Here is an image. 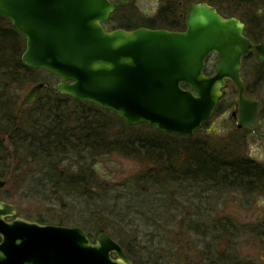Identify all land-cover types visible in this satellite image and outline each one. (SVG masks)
I'll return each mask as SVG.
<instances>
[{"label": "trees", "instance_id": "1", "mask_svg": "<svg viewBox=\"0 0 264 264\" xmlns=\"http://www.w3.org/2000/svg\"><path fill=\"white\" fill-rule=\"evenodd\" d=\"M175 1L182 2V6H175ZM191 1L167 0L150 26L180 30L183 20L178 16ZM203 1L215 6L221 15L235 16L239 12L240 20L247 26L245 35L251 40L256 42L263 36L256 32L258 8L256 14L255 8L264 6V0L200 2ZM113 3L114 12L104 24L105 29L143 24L129 6L114 0ZM224 5L226 13H222ZM25 48V38L0 16V178L5 175L10 177L8 182L25 183L30 198L44 199L50 195L63 210L76 208L77 203L83 209L94 210L96 213L89 215L93 219H82L79 213L66 220L80 224L91 240L95 237L92 231L98 233L102 228L111 232L133 264H254L241 258H225L206 247L200 251L197 247L206 236L200 229L208 228V223L206 217L202 218L204 214L192 210L193 203H201L202 199L218 202L233 194L264 196V162L250 158L245 151L247 140L254 139L250 131L232 125L229 137H218L214 130L202 132L205 123L193 136L184 137L165 134L147 124L127 125L95 104L59 94L56 87L59 78L23 65L21 55ZM243 67L244 81L248 80L247 75L254 77L252 86H245L246 94L263 103L261 118L264 64L249 53ZM49 79L57 83L52 86ZM40 82L44 87L35 101L21 106V92L28 84ZM228 92L236 93L232 85ZM229 104H234V100ZM219 108L220 104L216 113ZM112 154L138 161L141 168L113 184L101 178L96 169L100 158ZM165 196L173 202L163 201ZM170 207L180 208L179 212L170 211ZM136 213L151 215L148 223L155 224L153 250L145 252L143 263L124 242L131 229L126 219ZM165 214L168 217H163ZM212 223L213 232L218 231L216 238L236 239L237 227L231 219L222 223L212 219ZM247 227L264 247V220ZM141 248L145 251L147 247Z\"/></svg>", "mask_w": 264, "mask_h": 264}, {"label": "water", "instance_id": "2", "mask_svg": "<svg viewBox=\"0 0 264 264\" xmlns=\"http://www.w3.org/2000/svg\"><path fill=\"white\" fill-rule=\"evenodd\" d=\"M113 12L112 0H0V16L25 38L23 65L60 78L59 94L111 111L131 126L191 137L209 121L229 81L237 92L236 128L264 142L257 129L260 102L245 95L241 78L242 56L252 52L264 60V40L253 44L237 17L224 19L205 2L188 6L183 32L106 31ZM209 54L218 60L215 74L205 76ZM43 87H30L21 106L33 103ZM5 185L1 179L0 189ZM13 214L12 205L0 202V264H133L102 228L91 241L80 226L4 220Z\"/></svg>", "mask_w": 264, "mask_h": 264}, {"label": "rangeland", "instance_id": "3", "mask_svg": "<svg viewBox=\"0 0 264 264\" xmlns=\"http://www.w3.org/2000/svg\"><path fill=\"white\" fill-rule=\"evenodd\" d=\"M201 0H192L191 2H200ZM190 2V3H191ZM174 3V2H172ZM178 6V2L175 1V6ZM159 0H134L132 4L129 5L128 9L135 13V16L138 18H142V22L146 25H151L153 23V18L156 15L157 10L159 9ZM182 6V2H181ZM188 6V5H187ZM126 7V6H125ZM223 7V6H222ZM221 7V8H222ZM188 8V7H187ZM257 8L260 13H257ZM222 13H226L227 6L224 5L222 8ZM186 10V9H185ZM257 13V17L260 16L262 19V26L264 29V6H258L255 8V14ZM134 15V14H133ZM228 16V15H227ZM240 19L239 12L235 13ZM234 16V17H235ZM256 17V19H257ZM141 25V24H140ZM247 28V26H246ZM107 30V29H106ZM262 35L264 37V31H262ZM216 60H212L208 63L209 67L215 65ZM250 72H253V68L249 69ZM243 76V74H242ZM248 80L245 78V86H252L253 84V75L250 77L247 75ZM244 79V78H243ZM52 86H54L57 81L55 79H49ZM260 88L264 89V82L260 84ZM33 84H28L23 92L20 94V102H22V98L28 92L30 87ZM230 91H232L230 89ZM229 94L224 96L221 105H220V112L214 113L209 121H207L206 126L203 128L205 134L208 132L215 131L218 134V137L230 136L229 128L230 126H234L236 124V120H233L232 113L236 112V96L237 93L228 92ZM226 94V93H225ZM261 95V94H260ZM263 97L264 98V90H263ZM248 98V94H246ZM234 100V104H229L230 100ZM257 99V98H256ZM263 106L261 102L260 108ZM261 127H264V116H261ZM128 125V124H127ZM139 125V124H138ZM252 133V132H251ZM174 135V134H173ZM185 137V136H184ZM248 142L245 143V151L246 154L250 156V158L259 161L261 163L264 162V142L257 140L255 137L249 138ZM247 156V155H246ZM98 167L97 172L101 178L113 183L117 184L121 182L122 179L127 178L130 175L138 173L139 169L141 168L140 163L130 158H124L119 155H107L100 160L96 164ZM1 173V171H0ZM3 180L10 179L3 175L1 177ZM0 178V179H1ZM7 186L0 191V198H2L5 202L15 205L17 209V213L20 217L25 218L30 221H42L43 224H50L53 226L62 225V226H69V227H77L80 224H75L72 221L66 220L68 216L72 217L71 215L75 214L78 215L79 213L82 215V219H87V217L92 218L89 216L90 214H95L94 210L92 209H83L82 204L77 203L76 208L71 207L74 211H70L69 208L63 210L64 208L60 206V204L55 200H53L50 195L46 196L44 199L40 198H30L28 194H26L27 186L25 183L22 185L17 184L16 182H8ZM206 195V194H205ZM208 195H206V198ZM168 198V197H167ZM166 196L163 197V201H165ZM67 199V198H66ZM68 200V199H67ZM159 200V199H158ZM69 201V200H68ZM157 202L156 200H154ZM170 199H167L166 202H169ZM165 202V203H166ZM173 202V201H170ZM64 203V201H63ZM71 203V202H70ZM173 205V204H172ZM197 206V207H196ZM194 208L199 213H202V218L206 217L208 228H201L200 233L204 232L206 236L202 240V244L198 245L200 251H204L205 247L210 248L212 253L218 252L224 255L225 258H241L245 260H249L254 264H263L264 261V247L260 244V239L256 238L254 235L249 233L247 226L256 225L257 222L264 220V196H241L237 194L233 195H226L220 201H206V199H202L201 203L199 201L194 202L192 206V210ZM180 209V208H179ZM179 209L176 210L175 207H170V211L179 212ZM191 212V211H190ZM163 217H168L166 214ZM151 215H139V214H132L126 220L130 222L128 230L130 233L128 238L125 236V244L126 247L130 252L137 254L139 262L145 261V252L148 250L152 252L153 244L152 242V233L155 231L153 223H148L152 219ZM226 218L231 219L234 226L237 227L236 231V239L220 237L216 238L215 235L218 234V231L214 230L211 227L212 219L219 220L221 223L226 220ZM66 220V221H63ZM77 220H81L78 218ZM60 222V223H59ZM62 222V224H61ZM83 222V220H82ZM84 223V222H83ZM82 227V226H80ZM107 232V231H106ZM93 236H96L97 232H91ZM109 234L111 232H108ZM127 233V232H125ZM222 235V234H221ZM113 239V238H112ZM154 239V238H153ZM141 245H145L147 248L140 249ZM142 251V252H139ZM218 255V254H217ZM144 264V263H143Z\"/></svg>", "mask_w": 264, "mask_h": 264}, {"label": "flooded vegetation", "instance_id": "4", "mask_svg": "<svg viewBox=\"0 0 264 264\" xmlns=\"http://www.w3.org/2000/svg\"><path fill=\"white\" fill-rule=\"evenodd\" d=\"M134 1V0H133ZM166 1L167 0H159V9L157 10V12L158 11H160L161 10V7L163 8L164 7V5H166ZM112 2H113V0H112ZM203 2H205V3H207L206 1H203ZM203 2H192V3H203ZM133 3V2H132ZM131 3V4H132ZM192 3H190V4H192ZM189 4V5H190ZM208 4V3H207ZM178 5L180 6L181 5V3H178ZM188 5V6H189ZM209 5V4H208ZM187 6V7H188ZM209 6H211V5H209ZM126 7H128V6H126ZM212 7H214L215 9H216V11L218 12V14L220 15V16H222L224 19L225 18H230V17H234V16H226V15H221L220 14V12L217 10V8L215 7V6H212ZM187 10H188V8L185 10V12L184 13H182V14H180L179 16H178V18L180 19V20H183V26L181 27V29L180 30H178V31H176V32H183L186 28H185V15H186V12H187ZM156 12V13H157ZM258 13H260V11L258 10ZM110 17V16H109ZM235 17H237V16H235ZM257 17V16H256ZM238 18V17H237ZM239 19V18H238ZM239 21L244 25V30H243V32H242V34L243 35H245V32H246V25L239 19ZM261 22H262V19L260 18V16L259 17H257V19H256V26H255V28H256V32H260V33H262V31H264V29H263V26H262V24H261ZM141 27H144V28H147V29H149V30H151V29H155V30H162V29H166V28H152L150 25H146L145 23H143V24H141V25H137V26H131L130 28H128V27H120V28H122V29H124V30H126V31H130V30H133V29H137V28H141ZM151 27V28H150ZM120 28H115V29H120ZM109 30H113V29H109ZM166 30H168V31H171V30H169V29H166ZM106 31H108V30H106ZM174 31V30H173ZM173 31H171V32H173ZM245 37H248L247 35H245ZM249 38V37H248ZM250 40H251V38H249ZM264 40V37L263 36H261L260 38H259V40H257L256 42L255 41H253V40H251V42L253 43V44H255V45H257L258 43H260V42H262ZM249 53H251V54H254V53H252V52H249ZM249 53H247V54H249ZM247 54L246 55H244V56H242L243 58H242V65H241V67H242V69H241V78H242V73H243V70H244V67H243V62H244V58L247 56ZM254 56H256L255 54H254ZM257 57V56H256ZM212 60H216V62H217V60H218V58H217V56L215 55V54H209L207 57H206V60H205V65H204V70H203V74L205 75V76H210V75H214L215 74V69H214V67H215V65H216V63H215V65L212 67V69L209 67V65H208V63H210ZM257 60L259 61V62H261V63H263L264 64V60H262V61H260L259 60V58L257 57ZM243 79V78H242ZM244 81V80H243ZM230 85H232L229 81L227 82V88H226V90H225V93L226 92H228V87L230 86ZM184 88H186L185 86H183ZM232 87H233V85H232ZM244 88H245V83H244ZM233 89H234V87H233ZM235 91H236V89H235ZM224 93V95H223V97L218 101V103H217V105H216V107H215V109H214V113L216 112L215 110H216V108L218 107V105L220 104L221 105V102H222V100H223V98H224V96L226 95ZM237 93V92H236ZM245 95H246V88H245ZM237 97V96H236ZM251 97V96H250ZM251 98H253V97H251ZM254 99H256V98H254ZM259 102H260V105H261V100H259V99H257ZM237 103V102H236ZM260 105H259V114H258V117H257V119H258V121H257V129L260 131V132H264V127H261V124H260V122H261V119H260V117H259V115H260V112H261V109L262 108H260ZM111 112V111H110ZM213 113V114H214ZM234 113H236V112H234ZM234 113H232V117H233V120H235V115H233ZM205 123H207V121L205 122ZM205 123H203V125L205 124ZM202 125V126H203ZM201 126V127H202ZM235 127H236V124H235ZM242 129V128H241ZM240 130V129H239ZM254 136V135H253ZM2 179V178H1ZM0 179V180H1ZM6 180V185L4 186V187H2V189L3 188H5L6 186H7V180L8 179H5ZM2 189H0V191H2ZM0 202H4V203H6V204H9V203H7V202H5L2 198H0ZM9 205H11V204H9ZM13 207H14V214H13V216H6L5 218H4V220L6 221V222H12V221H14L15 219H20V220H25V221H27V222H30V223H37V224H39V225H44L43 223H39L38 221H30V220H27V219H25V218H22V217H20L19 215H18V213H17V209H16V207H15V205H12ZM46 225H50V224H45L44 226H46ZM59 226H62V225H59ZM66 227V226H65ZM0 240H1V238H0ZM123 250V249H122ZM124 252V251H123ZM126 254V253H125ZM127 255V254H126ZM129 258V257H128ZM130 259V258H129ZM132 262V261H131Z\"/></svg>", "mask_w": 264, "mask_h": 264}]
</instances>
